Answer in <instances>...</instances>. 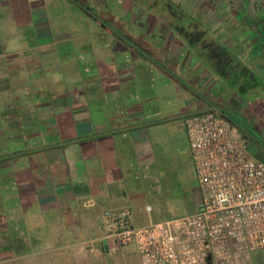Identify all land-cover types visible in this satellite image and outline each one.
Wrapping results in <instances>:
<instances>
[{
  "label": "crops",
  "instance_id": "obj_1",
  "mask_svg": "<svg viewBox=\"0 0 264 264\" xmlns=\"http://www.w3.org/2000/svg\"><path fill=\"white\" fill-rule=\"evenodd\" d=\"M108 1L0 0V264H110L103 213H131L167 155L192 163L194 113L216 109L262 157L264 10L235 0L237 20L221 7L189 43L122 20L125 0L115 22Z\"/></svg>",
  "mask_w": 264,
  "mask_h": 264
},
{
  "label": "built area",
  "instance_id": "obj_2",
  "mask_svg": "<svg viewBox=\"0 0 264 264\" xmlns=\"http://www.w3.org/2000/svg\"><path fill=\"white\" fill-rule=\"evenodd\" d=\"M199 208L136 227L128 209L105 211L106 239L132 245L141 264H251L264 250V162L216 109L186 118Z\"/></svg>",
  "mask_w": 264,
  "mask_h": 264
},
{
  "label": "rangeland",
  "instance_id": "obj_3",
  "mask_svg": "<svg viewBox=\"0 0 264 264\" xmlns=\"http://www.w3.org/2000/svg\"><path fill=\"white\" fill-rule=\"evenodd\" d=\"M230 1H232L231 4L234 10H231L232 8L227 7V5L222 6L221 0H125V4H130L132 9L128 13L125 12L126 14H124L122 20H136L140 16L141 19L147 22L146 29L149 36L150 34L166 36L176 33L179 36H187L190 32H194V35L204 32L207 37H213L219 31V28L209 27V23L220 19V16L224 13L220 9L221 7L225 11H231L230 14L228 13L230 15L229 19L237 20V17L232 14L236 9L235 4L238 3L235 0ZM247 2L246 10L249 16L252 12L264 10V0H247ZM167 5L178 11L177 17L170 14ZM202 7H205V9L202 10ZM124 8L125 6L121 5L118 0H109L104 10L113 14V11L124 10ZM139 8L145 12L142 10L139 12ZM97 14L99 15V13ZM113 17H115V22L120 20L116 14H113ZM239 18L241 21L247 19L244 15H240ZM155 21H161L162 24L155 28ZM108 23L110 29L117 33L116 27L111 25L110 21ZM170 25L173 27L168 29L167 26ZM177 27H179V30L176 29ZM249 28L251 30L249 33L254 36V28ZM153 31L154 33H152ZM255 33L257 34L256 31ZM206 54L208 55V53ZM220 58L221 56H219L218 62H222V58ZM256 138L261 148L260 156H262L259 157L260 161H256L264 162V135H256ZM188 154V151L180 150L164 157L163 165L156 172L155 181L150 183L145 179H139L138 191L144 193L145 196L132 203L131 222L133 226H146L152 222L163 221L182 215L183 212L187 214L195 210L196 203L201 199V196L197 189L194 167L191 161L188 160ZM93 237L94 235L84 238L89 240ZM107 259L110 264H141L140 258L132 245L116 246V251L111 253ZM251 264H264V250L252 254Z\"/></svg>",
  "mask_w": 264,
  "mask_h": 264
},
{
  "label": "flooded vegetation",
  "instance_id": "obj_4",
  "mask_svg": "<svg viewBox=\"0 0 264 264\" xmlns=\"http://www.w3.org/2000/svg\"><path fill=\"white\" fill-rule=\"evenodd\" d=\"M167 8H168V10H169V12H170V14L172 16H174V17H177L178 16V11L177 10L172 9V7L170 5H167ZM193 33L194 32H190L187 36H184V37L187 38V41L189 43H194V42L198 41V39L202 35V32L199 35H194ZM214 56H216L218 58L219 55H218V53H216Z\"/></svg>",
  "mask_w": 264,
  "mask_h": 264
},
{
  "label": "trees",
  "instance_id": "obj_5",
  "mask_svg": "<svg viewBox=\"0 0 264 264\" xmlns=\"http://www.w3.org/2000/svg\"><path fill=\"white\" fill-rule=\"evenodd\" d=\"M168 9V8H167Z\"/></svg>",
  "mask_w": 264,
  "mask_h": 264
}]
</instances>
